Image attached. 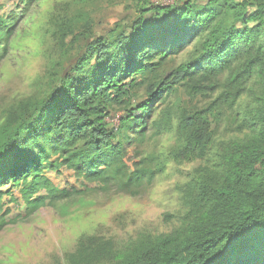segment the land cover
Wrapping results in <instances>:
<instances>
[{"label":"trees","instance_id":"16d2710c","mask_svg":"<svg viewBox=\"0 0 264 264\" xmlns=\"http://www.w3.org/2000/svg\"><path fill=\"white\" fill-rule=\"evenodd\" d=\"M17 2L20 13L33 3ZM154 8L158 17L148 23L139 20L130 35L112 43L93 42L73 76L59 78L44 101L33 99L9 112L0 127V218L11 212L2 203L1 188L7 183L20 188L30 210L46 196H65L44 176L46 169L66 165L87 181L103 180L110 169L119 173L125 146L115 139L116 130L108 128L106 119L112 108L129 100L134 79L129 84L125 80L151 70L153 65H143L150 54L163 58L198 46L190 63L164 78L166 92L183 83L203 88L234 65L238 73L231 79L236 93L231 105L243 92L239 80L258 76L264 83V0ZM5 21L0 20V43L12 34V21ZM255 101L245 116L247 134L223 144L216 171L198 172L180 190L186 210L179 227L122 264H264V90ZM149 113L147 104L129 110L117 131L134 128L133 133L141 135ZM178 127L184 140L177 155L188 160L204 148L208 124L197 115L181 114ZM41 192L45 194L38 195Z\"/></svg>","mask_w":264,"mask_h":264},{"label":"rangeland","instance_id":"374dc122","mask_svg":"<svg viewBox=\"0 0 264 264\" xmlns=\"http://www.w3.org/2000/svg\"><path fill=\"white\" fill-rule=\"evenodd\" d=\"M32 1L20 13L17 0H0V20L13 24L11 36L0 43V127L13 108L33 99L44 101L59 78L73 76L93 42L112 43L130 35L139 20L148 23L158 17L155 6H203L208 0ZM196 48L184 47L163 58L150 54L143 65H153L151 70L125 80L129 84L134 79L129 100L112 108L106 119L125 146L119 173L110 169L103 180L87 181L66 165L46 169L44 176L65 196H46L30 210L19 187L7 183L1 188L2 203L11 212L0 218V264H122L179 227L186 210L180 190L198 172L216 171L219 149L247 134L246 113L264 90L258 76L239 80L243 92L231 105L236 96L231 79L238 65L203 88L183 83L170 92L162 90L164 78L190 63ZM143 104L150 113L142 134L126 127L118 132L128 111ZM181 114L197 115L209 128L204 148L188 160L177 155L184 140L178 127Z\"/></svg>","mask_w":264,"mask_h":264}]
</instances>
